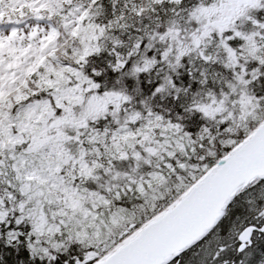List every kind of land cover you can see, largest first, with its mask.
Segmentation results:
<instances>
[{
    "label": "snow or ice",
    "instance_id": "snow-or-ice-1",
    "mask_svg": "<svg viewBox=\"0 0 264 264\" xmlns=\"http://www.w3.org/2000/svg\"><path fill=\"white\" fill-rule=\"evenodd\" d=\"M0 264H264V0H0Z\"/></svg>",
    "mask_w": 264,
    "mask_h": 264
}]
</instances>
